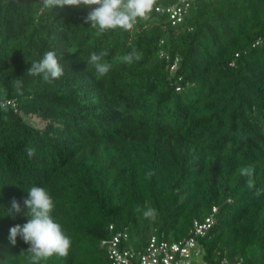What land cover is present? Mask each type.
I'll return each instance as SVG.
<instances>
[{
    "label": "trees",
    "instance_id": "1",
    "mask_svg": "<svg viewBox=\"0 0 264 264\" xmlns=\"http://www.w3.org/2000/svg\"><path fill=\"white\" fill-rule=\"evenodd\" d=\"M174 1L100 33L87 9L0 0V264H27L9 230L27 221L32 186L48 190L72 240L42 264H110L99 246L110 223L138 247L153 230L182 238L213 205L205 263L264 264V0H194L172 23L155 5ZM103 49L111 69L98 77L87 61ZM133 50L140 59L122 62ZM47 51L64 67L51 83L26 73ZM249 165L254 188L239 172ZM13 199L21 211L8 215Z\"/></svg>",
    "mask_w": 264,
    "mask_h": 264
},
{
    "label": "clouds",
    "instance_id": "2",
    "mask_svg": "<svg viewBox=\"0 0 264 264\" xmlns=\"http://www.w3.org/2000/svg\"><path fill=\"white\" fill-rule=\"evenodd\" d=\"M38 3L43 8L52 11L65 7L87 9L84 24H88L92 29L103 33L108 30L122 29L128 31L132 29L134 24L138 22V18H148L155 0H38ZM259 41H261L260 38L253 45ZM108 55V50L103 49L99 53L93 52L87 61L88 65L95 68L98 77L105 76L111 69V64L104 61V57ZM134 59H140V54L135 50L121 57L122 62L126 64H131ZM30 65L26 72L27 75L40 76L43 81L48 83L64 75V67L54 51L45 52L39 61H33ZM22 83L19 78L14 81L17 92H20ZM0 108L7 110L4 103H0ZM27 151L30 156L34 155V149L30 148ZM239 172L249 178L247 187L254 188L253 166L243 167L239 169ZM261 191L264 190H257L256 195L259 196ZM26 193L27 196L23 204L26 209L24 215L27 217V221L22 225L17 224L10 228V242L15 245L17 237H19L29 246L26 251L22 250L20 253L21 255L27 254V264H42L53 256L67 257L72 240L63 226L53 218L52 214L55 210L53 197L47 189L40 186H32ZM20 211V203L13 199L6 214L14 215ZM153 214V209L144 213L146 217H151Z\"/></svg>",
    "mask_w": 264,
    "mask_h": 264
},
{
    "label": "built area",
    "instance_id": "3",
    "mask_svg": "<svg viewBox=\"0 0 264 264\" xmlns=\"http://www.w3.org/2000/svg\"><path fill=\"white\" fill-rule=\"evenodd\" d=\"M193 1L175 0L165 6L155 5V9L167 12L172 23H175L184 18ZM217 208L213 205L205 217L193 219L188 234L182 238L169 240L164 238L163 233L159 234L153 230L147 240L138 247L129 244L127 226L119 228L110 223V235L101 238L99 246L105 250L110 264H192L194 258L202 257L203 248L198 240L215 222ZM241 261V258L231 263L226 258L222 260L224 264H241Z\"/></svg>",
    "mask_w": 264,
    "mask_h": 264
},
{
    "label": "rangeland",
    "instance_id": "4",
    "mask_svg": "<svg viewBox=\"0 0 264 264\" xmlns=\"http://www.w3.org/2000/svg\"><path fill=\"white\" fill-rule=\"evenodd\" d=\"M27 121L29 123H31L32 125L34 126H38V127H42L45 122L42 121L40 118H37V117H34V116H29V117H26ZM192 264H206L205 261L202 259L201 256L197 257V258H194Z\"/></svg>",
    "mask_w": 264,
    "mask_h": 264
}]
</instances>
